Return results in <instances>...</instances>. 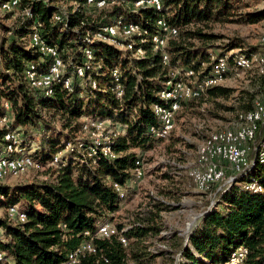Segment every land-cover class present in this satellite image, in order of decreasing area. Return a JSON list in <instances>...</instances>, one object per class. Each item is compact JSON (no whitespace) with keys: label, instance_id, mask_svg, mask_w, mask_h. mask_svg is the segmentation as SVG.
<instances>
[{"label":"trees","instance_id":"1","mask_svg":"<svg viewBox=\"0 0 264 264\" xmlns=\"http://www.w3.org/2000/svg\"><path fill=\"white\" fill-rule=\"evenodd\" d=\"M135 1L106 0L102 7H95L85 6V0H19L16 8L0 16V116L8 114L7 122L0 125V154L13 155L5 151L4 136L14 131L16 148L30 150L39 168L58 157L48 167L31 170L37 178L0 180V264H58L86 238L84 232L96 234L98 224L107 221L118 233L112 227L109 237L90 236L94 251L83 252L77 264H152L160 256L168 264H224L238 248H245L239 264H264V118L248 142L246 164L240 170L223 166L232 181L227 185L220 181L200 192L204 199L198 222L187 236L177 238V244L170 232L173 247L158 243L152 247L165 227L160 213L167 205L162 201L148 203L129 222L115 220L125 197H119L114 183L128 190L133 169L139 166L136 149H149L174 130L164 138L150 131L160 125L152 106L164 104L158 93L165 83L181 79L187 69L201 78L220 58L233 67L227 71L231 76L237 70L238 55L264 57V44L259 41L250 44L234 35L215 44L217 35L193 28L208 21L264 20V8L237 11L250 0H161L159 10L149 5L135 7ZM159 17L177 28L163 49L167 62L149 39L158 31ZM10 18L13 22L8 24ZM117 21L138 23L149 34L145 41L132 34L119 39V45L94 37ZM34 34L45 46L55 47L63 63L59 79L48 87L50 93L32 88L25 77L28 65L46 71L52 62L51 55L32 42ZM189 38L210 42L190 45L185 42ZM137 46L143 48V56L135 54ZM85 50L91 52L89 61ZM258 62L243 71L249 76L246 88L207 87L197 97L182 101L175 118L186 106L209 102L233 115L228 127L233 128L238 113L264 104V72ZM82 65L84 74L77 77L75 69ZM114 69L122 87L120 97L113 90ZM68 77L71 82L66 87L63 81ZM91 81L96 82L95 88ZM229 100L231 105H223ZM85 119L109 122L106 129L115 132L107 136L112 154L99 146L91 152L92 139L83 130ZM12 205L25 213L24 221L9 215Z\"/></svg>","mask_w":264,"mask_h":264},{"label":"bare ground","instance_id":"2","mask_svg":"<svg viewBox=\"0 0 264 264\" xmlns=\"http://www.w3.org/2000/svg\"><path fill=\"white\" fill-rule=\"evenodd\" d=\"M19 0H6L0 4L1 11H8L14 9L18 6ZM106 3V0H85V6H95V7H102ZM149 5L154 7L155 9H160L161 7V0H136L134 3L135 7ZM158 6V7H157ZM156 28H158L157 33H153L149 36L153 44V49L163 52L162 53V60L164 61V57L166 60L167 54L164 53L163 49L166 45V41L169 37L176 35L177 28L168 24L163 17H159L155 22ZM166 30V31H165ZM138 34L143 37L141 41H145L144 36H148V31L144 29L140 24L135 22H122L117 21L116 23L110 24L106 27H103L101 31H98L94 37L102 40L107 41L113 44H120L119 39H125L126 37ZM119 35V37H117ZM112 36H115L112 37ZM158 36H160V41L158 40ZM32 42L38 44L41 49L47 54L51 55L52 62L49 65L46 71H37L36 66L28 65L27 70L25 71V77L27 82L32 88H40V89H47V93L51 91L48 89L52 83L59 79L61 74V70L63 67V63L60 57V53L56 50L55 47L45 46L44 41L39 38L38 34H34L32 36ZM260 42L264 44V35L261 37ZM135 54L138 56L144 55V50L141 46H137L135 49ZM85 57L86 60L89 61L91 59V52L85 50ZM213 59V56L211 57ZM251 64V59L247 58L244 55H238L235 58V66L236 68L245 69L248 68ZM228 69H230L227 65L225 58H220L218 61L216 60V64H214L209 73L204 75L201 78L195 76L192 70L187 69L185 70L184 75L186 76L187 80L184 81L181 79H170L165 83V86L159 91V97L164 100V104H156L153 105V112L155 116L158 118L160 125L157 129L150 127V131L154 133L157 137H166L170 130L173 127L174 118L176 112L179 110L181 106V102L184 98H194L197 97L200 92L207 87L222 84L226 79V74L228 73ZM75 73L77 77H81L84 74L85 67L77 66L75 69ZM260 71L264 72V57L260 62ZM112 76L116 82L114 91L115 94L120 97L122 93V87L119 83V74L116 69L112 71ZM50 77V78H48ZM71 82V78L68 77L64 79L63 84L64 86H69ZM180 85L182 87V91L178 93V102H177V95L175 91L179 90ZM91 87H96V82L91 81ZM198 90V91H197ZM197 91V92H196ZM196 92V93H195ZM5 108H8V103H4ZM169 123H164L162 119L167 116V113L170 112ZM257 111V112H256ZM238 125L235 128H228L219 131L211 132L207 137H205L198 147V164L192 167L189 171V176L191 177L194 185L199 190H205L209 188L212 184L217 183L222 180L223 178V171L221 169V163H225L231 167V164L238 163V155L236 151H242L243 155H247L249 146L248 142L253 138L254 130L258 121L264 118V104L258 103L256 108L251 111L247 112H240L238 113ZM8 120V114L5 112L3 115L0 116V125H3ZM106 121V120H105ZM89 123H86L85 127H92L96 130H101L103 126L106 124L104 120H90ZM240 129H247V133L243 134L242 132H235V130ZM91 128V129H92ZM235 135V141L231 142V136ZM102 136L92 138V145H91V152H94V146L101 147L102 151L107 154H112L111 151V143L109 142L108 138L102 140ZM4 139L8 141L6 143L5 151L13 153V155H5L0 154V180L4 179L6 176L9 175H16L21 174L27 170H29L32 165V158L27 154H23V152L16 148L18 143V134L14 131L6 133ZM228 144V148H227ZM263 151L261 153V158L264 160V141L262 143ZM226 149H227V160L226 162ZM14 151H17V153ZM112 156V155H111ZM57 155L53 157V159L48 163L52 165L57 162ZM247 159V158H246ZM247 161V160H246ZM244 162L243 166L246 164ZM139 170V176L142 174L140 170V166L134 169ZM233 179V178H232ZM118 186L116 189L119 193L120 198L125 197V190L123 186L114 183ZM8 213L11 216L16 217L19 221H24L26 219L25 213L18 212L17 207L12 205L8 208ZM114 232L113 228L109 226L107 223V227H104V223L98 224L96 235L101 237H109ZM87 234H89L87 232ZM79 246L70 251V252H77ZM245 249V248H244ZM93 252L94 248L92 242L90 240L89 246L82 247L83 252ZM70 252L67 253L66 258L70 257ZM244 251L241 248H238L232 254L231 258L226 261L224 264H229L232 261H236L240 259V261H236L235 264H239L242 260ZM2 254H0L1 258ZM66 258L63 260L65 261ZM78 259L76 258L73 260V264L78 263ZM61 261V262H63ZM60 262V263H61ZM59 264V263H58Z\"/></svg>","mask_w":264,"mask_h":264},{"label":"rangeland","instance_id":"3","mask_svg":"<svg viewBox=\"0 0 264 264\" xmlns=\"http://www.w3.org/2000/svg\"><path fill=\"white\" fill-rule=\"evenodd\" d=\"M247 5V7H241L237 11L242 12L262 9L264 8V0H250ZM3 13L5 12L0 10V16H3ZM6 22L11 24L13 22V18L7 19ZM193 28L217 35L218 39L214 42L215 44L226 41L228 37H232L234 35L243 36L246 42L250 44H257L264 35V20H260L255 23H246L241 21H208L200 25H193ZM117 37H119V35H117ZM185 42L190 45H203L204 43H209L210 41L203 43L198 39L189 38ZM262 56L263 55L260 54H253L252 56H249L251 64L245 69L251 68L253 62L259 60L258 65L260 70V60ZM232 69L233 67L230 70ZM235 69L237 70L230 72L232 73L231 76H227L228 73L226 74V79L222 84L223 86L231 87L237 91L247 87V77L249 76H245V73L243 72L245 69ZM181 78H184V81L187 80L185 75ZM187 99H189V97L186 96L184 100ZM230 101L231 100L223 102V105H231ZM200 102L201 101H198L193 106H186L183 108V111L179 113L176 118H174L172 127V130L173 128L174 130L170 132L171 134H169L165 139L162 141H156L149 149H136V152L140 154L139 166L142 174L139 176V179L134 180L135 171L133 169V178L127 184L128 190L127 186H123L125 190V198L120 202V208L117 215L118 217L115 220L129 222L135 217L136 213L145 210L148 203H154L158 200L167 205V208L162 210L160 213L161 223L165 227L161 231V234L157 235L156 238L154 237L155 245L152 247H156V243H158L160 247H173L171 242L172 239H170L169 235L170 232L176 235V239H174L173 242L175 244H177V238H182L184 235L187 236L189 231L198 222V218L200 216L199 213L201 211V207L203 206L202 203L204 194L200 192L209 191L212 186L218 185L220 182L212 184L205 190H199L194 185L195 183H192L193 181L189 176V171L192 167L198 164V147L202 142L201 140L204 135H209L214 131L228 129L229 125H231L230 121L233 119V115L225 111V108L221 106L216 107L209 102ZM213 113H215V115ZM90 120L91 119H85V123H89L88 121ZM104 123L106 124L101 130H96L92 127H86L83 130L89 139L94 137L100 138L101 135H103L102 140H104L107 136L110 137V135L115 133L109 130V128L106 129V126L109 123L107 120H104ZM237 125L238 120L234 124L233 128ZM27 153L29 154L30 150L23 151V154ZM221 164V169L223 171V178L221 182H223L224 185H227L232 181L233 177L227 175V168L225 169L223 167L227 164ZM48 165L49 164L47 163L39 168L34 162L33 166L29 170L21 174L6 176L2 180L10 183L37 178L36 173L31 170H41L43 167H48ZM220 187L221 186L219 185L218 189ZM106 223H108L110 227L115 228L116 232L114 234L118 233L114 224L108 221ZM121 238L123 237L120 236V239ZM169 262L170 261L166 257L160 256L155 258L152 264H168Z\"/></svg>","mask_w":264,"mask_h":264},{"label":"built area","instance_id":"4","mask_svg":"<svg viewBox=\"0 0 264 264\" xmlns=\"http://www.w3.org/2000/svg\"><path fill=\"white\" fill-rule=\"evenodd\" d=\"M112 37L115 38V36H112ZM157 38L160 41V36H158ZM163 62H167V60H166L165 57H164V61ZM48 78H50V77H48ZM180 91H182L181 85H180L179 90L175 91V93L177 95V102H178V93ZM117 95H118V92H117ZM170 113H171V111L167 113V116L164 119H162L164 123H169ZM235 132H242L243 134H246L247 133V129H240V127H239L238 130H235ZM231 142H236L235 141V135L231 136ZM227 148H228V144H227ZM236 154L238 155V163L237 164H231V168H233L235 170H240L242 168V165L246 161L247 155H243V150L242 151H236ZM225 157H226V162H228V160H227V149H226V155H225ZM135 179H139V170H135V178H134V180ZM114 187H115V189L118 188V186L116 184H114ZM104 227H107V223H104ZM84 235L86 236V238L83 239L80 242V247L77 249V252H70V257L69 258H66L65 261H63V262H61L59 264H73V260L74 259L80 258V256L83 255L82 254V247L83 246H89V244H90V236H96V234H87V232H84ZM244 251H245V249H244ZM236 261H240V259H238ZM236 261H232L229 264H235Z\"/></svg>","mask_w":264,"mask_h":264}]
</instances>
